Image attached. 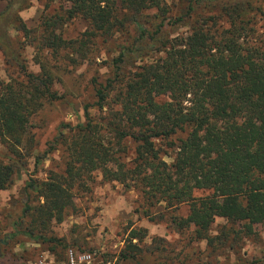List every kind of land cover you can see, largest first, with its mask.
Listing matches in <instances>:
<instances>
[{
    "label": "trees",
    "instance_id": "obj_1",
    "mask_svg": "<svg viewBox=\"0 0 264 264\" xmlns=\"http://www.w3.org/2000/svg\"><path fill=\"white\" fill-rule=\"evenodd\" d=\"M30 1L9 0L0 10V53L8 75L0 80V141L9 158H0V190L26 166V144L36 139L35 116L62 98L54 88L56 71L95 62L99 43L130 24L136 35L112 59L110 76L92 78L96 101L84 105L85 121L61 124L45 153L36 155L38 167L60 146L63 167L28 179L23 208L28 223L21 231L24 219L17 221L0 245L19 233L59 242L48 236L53 224L74 208L76 194L89 188L95 171L105 181L139 190L149 215L160 203L169 209L187 204L186 216L171 218L177 232L194 227L198 237L214 242L221 238L210 235L212 225L222 218L239 225L233 229L237 239L253 236L256 226L264 225V40L253 39L257 29L252 18H245L251 0H189L186 11L171 22L166 0H60L61 12H51L53 0H47L34 27L21 16ZM201 4L219 13L203 15L188 35H166L167 25L185 22ZM152 9L161 17L153 28L141 18ZM76 18L87 22L86 29L65 37L64 25ZM12 29L24 40L16 44ZM26 47L33 48L39 72L29 68L21 51ZM151 50L163 55L129 68ZM92 106L100 115L91 114ZM180 133L184 136L174 140ZM130 140L134 146L129 148ZM161 141L175 152L171 162ZM197 190L208 193L196 196ZM148 235L147 228L131 224L116 264H147L150 257L157 264L186 263V256L170 254L166 239L147 243ZM74 244L81 243L75 239Z\"/></svg>",
    "mask_w": 264,
    "mask_h": 264
},
{
    "label": "rangeland",
    "instance_id": "obj_2",
    "mask_svg": "<svg viewBox=\"0 0 264 264\" xmlns=\"http://www.w3.org/2000/svg\"><path fill=\"white\" fill-rule=\"evenodd\" d=\"M9 0H0L2 10ZM189 0H166L171 8L169 18L175 20L186 11ZM47 0H31L29 7L21 11L23 20L34 27L40 22L45 11ZM60 0H53L51 12H61ZM219 13L216 7L201 4L196 13L185 22L167 25L166 35H188L195 24L203 15ZM245 18H252L251 25L257 30L254 40H264V0H251L245 10ZM142 20L152 28L160 21L157 10H149L142 15ZM227 25V23H224ZM87 22L76 18L68 21L63 27V34L67 38L77 37L87 27ZM14 42L22 41L21 33L11 30ZM136 35V27L130 24L124 30L116 32L108 38L107 42H100V55L93 63H85L78 67H64L56 71L58 80L54 88L61 99L47 103L33 119L36 132L35 142L27 143L24 150L26 166L20 169L14 176L12 184L4 190H0V238L6 233L14 230L15 223L24 219L25 224L20 227L23 231L28 219L23 216V208L26 201L24 192L25 185L30 177L45 178L49 169L61 170L64 156L62 147L46 154L43 162L37 167L36 155H42L48 148L47 142L58 132L63 123L72 125L85 121L84 105H93L96 101L92 78L98 75L101 80L112 74L111 61L118 55L121 46L130 45ZM20 50V49H19ZM26 58L29 68L39 72L40 67L33 61L34 50L26 47L21 50ZM163 55L161 52L151 50L143 56L136 58L131 70L136 65L154 63ZM135 64V65H134ZM7 66L4 56L0 53V80H8ZM14 74V70L11 69ZM91 114L100 115L97 107L92 106ZM67 133L68 130L66 129ZM184 136L180 133L174 138ZM129 148L134 146L132 140L128 143ZM163 149L168 151L165 156L168 162L174 157V150L167 147L166 141L159 143ZM132 151V149H130ZM0 158L8 162L7 148L0 141ZM208 193L197 190L195 195L202 196ZM36 203V201H34ZM165 203H160L147 214V206L141 193L134 187L127 188L117 182H108L103 179L100 171L93 173L89 188L78 192L75 197V206L70 209L61 223H54L52 234L59 237V242H41L19 233L18 236L8 244L0 245V264H116L120 250L128 238L130 225L133 227L147 228L149 235L147 243H151L154 237H162L167 240L165 246L173 257L180 253L185 257L186 263L178 260L170 264H264V225L255 228V234L251 237L237 239L233 229L239 225H233L225 219L218 218L212 225L211 236H219L221 239L209 242V239L198 237L196 229L190 228L177 232L171 223L172 216H186L189 213L187 204L177 208H166ZM77 239V244L74 240ZM216 245L217 247L213 246ZM55 248V249H53ZM114 254L115 257L107 260V255ZM169 257H172V256ZM155 257L146 260L147 264H157Z\"/></svg>",
    "mask_w": 264,
    "mask_h": 264
},
{
    "label": "built area",
    "instance_id": "obj_3",
    "mask_svg": "<svg viewBox=\"0 0 264 264\" xmlns=\"http://www.w3.org/2000/svg\"><path fill=\"white\" fill-rule=\"evenodd\" d=\"M44 264H50V263H44Z\"/></svg>",
    "mask_w": 264,
    "mask_h": 264
}]
</instances>
